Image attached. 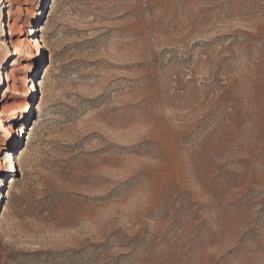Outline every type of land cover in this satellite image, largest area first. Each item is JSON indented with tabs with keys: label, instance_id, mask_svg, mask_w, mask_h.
<instances>
[{
	"label": "rangeland",
	"instance_id": "obj_1",
	"mask_svg": "<svg viewBox=\"0 0 264 264\" xmlns=\"http://www.w3.org/2000/svg\"><path fill=\"white\" fill-rule=\"evenodd\" d=\"M0 26V264H264V0H0Z\"/></svg>",
	"mask_w": 264,
	"mask_h": 264
},
{
	"label": "bare ground",
	"instance_id": "obj_2",
	"mask_svg": "<svg viewBox=\"0 0 264 264\" xmlns=\"http://www.w3.org/2000/svg\"><path fill=\"white\" fill-rule=\"evenodd\" d=\"M12 27H13V29H17L18 26L16 24H13ZM1 31H2V28L0 26V32ZM26 33H27V31H26ZM10 35H12V34H10ZM9 43L15 46V55L22 53V51L25 49H28L30 47L33 48L36 45H39L38 40H36L35 38H29L27 36L26 37H19L14 41L10 38ZM4 50H5V44L3 41H0V54H2L4 52ZM14 70L15 69L12 68L8 72L5 73V81L7 82L6 92H10V93L14 94V93H17V91H22V93H24L25 83H27V78L25 77L20 81L23 84L22 90H20L19 87H16V85L14 84L16 82V79H17L14 75ZM0 82H1V76H0ZM3 96H5V98H6V95L3 94ZM23 106H24L23 103L20 101L16 104L15 110L16 111L20 110ZM8 156H10V155H8ZM5 165H7L6 166V168H8L7 170H11V168L13 169L15 167L14 160L11 156L6 159Z\"/></svg>",
	"mask_w": 264,
	"mask_h": 264
}]
</instances>
